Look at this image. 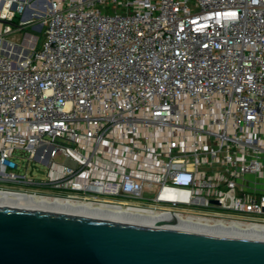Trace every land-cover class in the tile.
I'll return each instance as SVG.
<instances>
[{
	"label": "built area",
	"instance_id": "obj_1",
	"mask_svg": "<svg viewBox=\"0 0 264 264\" xmlns=\"http://www.w3.org/2000/svg\"><path fill=\"white\" fill-rule=\"evenodd\" d=\"M0 1V194L264 234V0Z\"/></svg>",
	"mask_w": 264,
	"mask_h": 264
},
{
	"label": "water",
	"instance_id": "obj_2",
	"mask_svg": "<svg viewBox=\"0 0 264 264\" xmlns=\"http://www.w3.org/2000/svg\"><path fill=\"white\" fill-rule=\"evenodd\" d=\"M0 264H264V239L0 205Z\"/></svg>",
	"mask_w": 264,
	"mask_h": 264
},
{
	"label": "bare ground",
	"instance_id": "obj_3",
	"mask_svg": "<svg viewBox=\"0 0 264 264\" xmlns=\"http://www.w3.org/2000/svg\"><path fill=\"white\" fill-rule=\"evenodd\" d=\"M1 2V1H0ZM22 55V54H21ZM0 205H8L14 207H31L46 210H56L63 212H76L79 214L94 215L102 218L110 219H134L141 221L143 223L159 224V225H170L178 228H200L205 230H212L215 232L231 234L238 237L264 239V234L254 231L239 230L232 227L223 226H212V227H198L188 220H183L175 217H159L151 215H138L129 212H119V211H107L100 209L87 210L84 206H72L69 204L60 203H50L44 201H37L31 198H25L21 196L0 194Z\"/></svg>",
	"mask_w": 264,
	"mask_h": 264
},
{
	"label": "rangeland",
	"instance_id": "obj_4",
	"mask_svg": "<svg viewBox=\"0 0 264 264\" xmlns=\"http://www.w3.org/2000/svg\"><path fill=\"white\" fill-rule=\"evenodd\" d=\"M42 5L46 9V2H43ZM30 13L32 12L30 11L29 14ZM44 14L45 11H43V14L41 15H34L31 19V24L27 25L26 29L23 31L4 34L0 38V51L9 54L10 56H12V54L13 56H19L22 54L23 58L29 56L32 46L34 45V47H39L43 40L46 29ZM20 18V13L16 12V15L11 23L17 24ZM38 25L41 26L37 27ZM26 33L31 36H26Z\"/></svg>",
	"mask_w": 264,
	"mask_h": 264
},
{
	"label": "crops",
	"instance_id": "obj_5",
	"mask_svg": "<svg viewBox=\"0 0 264 264\" xmlns=\"http://www.w3.org/2000/svg\"><path fill=\"white\" fill-rule=\"evenodd\" d=\"M30 11H31L30 9L27 10V13H26V14H27V17H26V19H32V17H33V16H30V17L28 16V15H31V13L29 14ZM31 22H32V20H31L30 22H28V24L24 25V27L22 28V31L25 30L26 27H27V25H30ZM26 36L29 37V36H31V35H29L28 33H26Z\"/></svg>",
	"mask_w": 264,
	"mask_h": 264
}]
</instances>
